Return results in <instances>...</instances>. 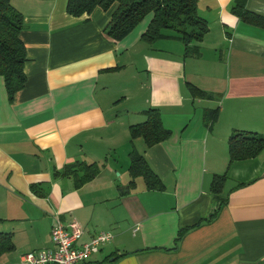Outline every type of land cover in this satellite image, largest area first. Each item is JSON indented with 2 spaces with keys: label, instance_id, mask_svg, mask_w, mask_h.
Listing matches in <instances>:
<instances>
[{
  "label": "crops",
  "instance_id": "obj_1",
  "mask_svg": "<svg viewBox=\"0 0 264 264\" xmlns=\"http://www.w3.org/2000/svg\"><path fill=\"white\" fill-rule=\"evenodd\" d=\"M9 1L22 16L25 82L8 100L0 76V232L12 242L0 264L52 251L55 217L79 226L77 245L110 234L78 264H264V147L229 162L226 143L232 130L264 136V28L232 14L235 0H196L207 32L184 54L174 37L141 41L148 18L105 38L113 6L71 16L66 0ZM244 6L264 17V0ZM149 108L169 136L147 147L130 140L128 126ZM212 110L216 119L204 124ZM132 149L162 190H147L141 177L128 185ZM73 162L98 172L81 185L53 175ZM217 174L225 202L199 223L214 206Z\"/></svg>",
  "mask_w": 264,
  "mask_h": 264
},
{
  "label": "trees",
  "instance_id": "obj_2",
  "mask_svg": "<svg viewBox=\"0 0 264 264\" xmlns=\"http://www.w3.org/2000/svg\"><path fill=\"white\" fill-rule=\"evenodd\" d=\"M244 3L245 0H235L230 12L245 23L264 28V17L247 11ZM112 6L109 21L102 31L103 36L112 42L121 39L145 18L148 21L140 34L141 41L151 44L159 39L174 37L182 44L184 54L194 49L190 46L191 42L200 41L207 32L206 21L197 15L196 0H66L65 12L71 16H79L89 14L96 7L106 11ZM21 27V14L11 6L9 0H0V76L8 100L25 82V47L18 37ZM166 31L173 34H167ZM116 69L118 67L105 70ZM189 89L193 95H206L193 86H189ZM143 115V122L128 126L130 140L139 137L148 147L168 138L169 131L162 127L157 109H146ZM216 117L217 110L205 111L202 120L204 124H210ZM226 143L228 161L232 162L256 156L264 147V136L250 131L232 130ZM128 159V185H133L134 178L141 177L147 190H162L160 178L150 169L141 154L132 149L128 153ZM97 172L98 166L95 163L73 162L64 165L60 172H54L53 175L70 176L75 185H81L91 180ZM224 181V174L212 176L209 192L214 206L207 218L199 223L211 221L224 204L225 196L221 195ZM31 188L34 189V186ZM11 249L10 234L0 232V255Z\"/></svg>",
  "mask_w": 264,
  "mask_h": 264
},
{
  "label": "built area",
  "instance_id": "obj_3",
  "mask_svg": "<svg viewBox=\"0 0 264 264\" xmlns=\"http://www.w3.org/2000/svg\"><path fill=\"white\" fill-rule=\"evenodd\" d=\"M79 236L80 228L75 222L63 225L55 217L49 230V239L54 249L25 253L20 258V264H78L110 239L109 233L99 232L77 245Z\"/></svg>",
  "mask_w": 264,
  "mask_h": 264
},
{
  "label": "rangeland",
  "instance_id": "obj_4",
  "mask_svg": "<svg viewBox=\"0 0 264 264\" xmlns=\"http://www.w3.org/2000/svg\"><path fill=\"white\" fill-rule=\"evenodd\" d=\"M168 42H170L171 44L175 45V47L178 46V49L181 48V44H180V42L177 41V40H171V41H168ZM221 195H222V194H221Z\"/></svg>",
  "mask_w": 264,
  "mask_h": 264
}]
</instances>
